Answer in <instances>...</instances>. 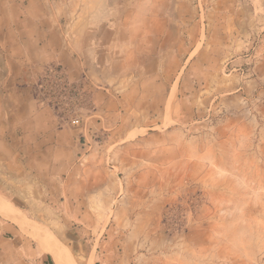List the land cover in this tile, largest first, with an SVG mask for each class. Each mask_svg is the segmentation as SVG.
Instances as JSON below:
<instances>
[{
  "label": "rangeland",
  "instance_id": "rangeland-1",
  "mask_svg": "<svg viewBox=\"0 0 264 264\" xmlns=\"http://www.w3.org/2000/svg\"><path fill=\"white\" fill-rule=\"evenodd\" d=\"M28 1L0 0V264H264V0H109L106 21L141 24L147 71L68 78L59 106L41 100L61 63L16 83L4 56Z\"/></svg>",
  "mask_w": 264,
  "mask_h": 264
},
{
  "label": "crops",
  "instance_id": "crops-1",
  "mask_svg": "<svg viewBox=\"0 0 264 264\" xmlns=\"http://www.w3.org/2000/svg\"><path fill=\"white\" fill-rule=\"evenodd\" d=\"M73 2L77 8V20L70 23H46L42 20L40 15L44 14L45 5L36 6L40 5V0L36 4L34 0L31 3L28 1L24 6L27 11L25 21L18 18L15 23L18 14H8L7 33L4 36L10 41L5 45L7 48L4 56L11 61L13 67L14 61L22 67L21 79L17 74L16 83L29 84L33 74L49 60L61 63L68 78L89 91L94 89L97 82H106L111 88L122 85L121 81L129 78L123 71H147L141 65L140 56L138 57L142 39V27L138 21H106L108 14L117 13V7L109 0ZM73 6L71 4V8ZM130 6V10L135 11L139 6L137 0H133ZM118 46L126 47V58L119 57L116 49ZM146 59L150 61L152 58L147 56ZM17 69L18 65L15 70ZM148 75L151 76L149 72ZM28 91L29 87L24 86L19 94L23 97ZM94 93L96 95L98 91Z\"/></svg>",
  "mask_w": 264,
  "mask_h": 264
},
{
  "label": "built area",
  "instance_id": "built-area-1",
  "mask_svg": "<svg viewBox=\"0 0 264 264\" xmlns=\"http://www.w3.org/2000/svg\"><path fill=\"white\" fill-rule=\"evenodd\" d=\"M46 73L50 89L47 90L49 92L42 95L43 103L59 106L61 102H65L69 97L72 98L78 92L77 85L68 79L61 65L49 66ZM68 121L72 126H79V114L71 111Z\"/></svg>",
  "mask_w": 264,
  "mask_h": 264
}]
</instances>
